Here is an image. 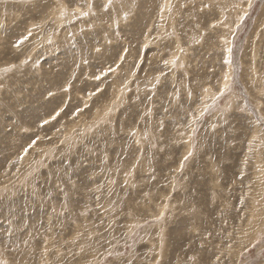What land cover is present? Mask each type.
<instances>
[{
    "label": "rangeland",
    "instance_id": "374dc122",
    "mask_svg": "<svg viewBox=\"0 0 264 264\" xmlns=\"http://www.w3.org/2000/svg\"><path fill=\"white\" fill-rule=\"evenodd\" d=\"M0 264H264V0H0Z\"/></svg>",
    "mask_w": 264,
    "mask_h": 264
}]
</instances>
